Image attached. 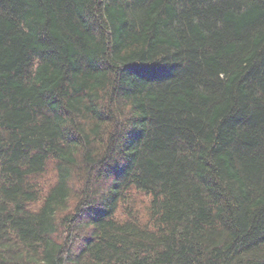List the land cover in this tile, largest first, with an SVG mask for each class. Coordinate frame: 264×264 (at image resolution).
Segmentation results:
<instances>
[{"label":"trees","instance_id":"trees-1","mask_svg":"<svg viewBox=\"0 0 264 264\" xmlns=\"http://www.w3.org/2000/svg\"><path fill=\"white\" fill-rule=\"evenodd\" d=\"M0 264H264V0H0Z\"/></svg>","mask_w":264,"mask_h":264}]
</instances>
